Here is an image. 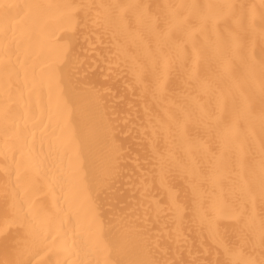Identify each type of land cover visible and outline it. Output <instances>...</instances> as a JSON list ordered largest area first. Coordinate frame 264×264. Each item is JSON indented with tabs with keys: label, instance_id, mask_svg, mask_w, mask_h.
I'll return each mask as SVG.
<instances>
[{
	"label": "bare ground",
	"instance_id": "bare-ground-1",
	"mask_svg": "<svg viewBox=\"0 0 264 264\" xmlns=\"http://www.w3.org/2000/svg\"><path fill=\"white\" fill-rule=\"evenodd\" d=\"M0 264H264V0H0Z\"/></svg>",
	"mask_w": 264,
	"mask_h": 264
}]
</instances>
